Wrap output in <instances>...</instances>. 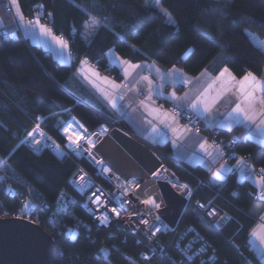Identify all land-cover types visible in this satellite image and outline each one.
I'll return each mask as SVG.
<instances>
[{"label":"trees","instance_id":"trees-1","mask_svg":"<svg viewBox=\"0 0 264 264\" xmlns=\"http://www.w3.org/2000/svg\"><path fill=\"white\" fill-rule=\"evenodd\" d=\"M144 3L145 0H19L28 19L39 15L56 35L73 41L71 50L76 57H87L90 64L117 80L121 79L119 69L108 59L112 49L134 63L175 66L196 76L219 60L224 48V63L238 78L245 71L263 74L264 0H161L176 26L167 24L157 10H146ZM89 5H98L93 15L112 30L101 28L85 40L81 25L86 17L77 6ZM9 6L8 0H0V16L7 26L0 32V160L7 159L8 165L4 172L15 187H21L22 195L29 189L38 202L54 205L61 190L74 199L64 212L55 215L54 223H49L56 234L51 264H128L123 254L137 255L140 250L135 238L119 230L98 228L83 207L85 196L70 184L72 177L84 171L96 182L109 185L91 161L75 155L59 157L49 150L36 153L20 144L38 122L37 117L46 118L42 127L62 145L66 140L58 125L71 117L89 131L109 121L92 107L77 104L69 92L68 82L80 60H75V67L63 66L48 51L29 44L17 30ZM126 25L127 34L123 31ZM133 31L138 34L133 36ZM233 133L241 137L236 147L238 155L264 168V148L245 141L240 130L221 132L224 136ZM158 152L164 166L178 181L187 184L194 195L179 220L167 253L152 264H177L181 254L176 242L191 228L207 241L204 260L212 258L214 264H261L249 247V237L257 222L249 214L256 199L252 185L239 182L233 174L223 189L216 190L202 183V179L207 180L202 169L178 164L165 148ZM5 188L0 180V218L12 217L22 207L19 197L6 194ZM37 195L41 199L37 200ZM198 201L206 205L212 201L220 217L227 215L229 219L217 227L200 214L195 205ZM48 215L43 214V218L48 220ZM68 227L72 228L69 236ZM102 247L109 249V260L103 258ZM188 264L200 261L194 259Z\"/></svg>","mask_w":264,"mask_h":264},{"label":"snow or ice","instance_id":"snow-or-ice-1","mask_svg":"<svg viewBox=\"0 0 264 264\" xmlns=\"http://www.w3.org/2000/svg\"><path fill=\"white\" fill-rule=\"evenodd\" d=\"M9 12L13 10V8L19 9V0H9ZM40 7H43L41 5ZM79 7V10L81 11L82 15L86 17V19L83 21L81 27L84 29L82 35L87 40L89 37H94L101 28H105L109 31H111V27L109 24L105 23L104 20L99 19L96 15H93V12L96 10L98 5H89L85 7ZM143 7L146 10H157L160 15H162L165 18V21L169 25H174L175 20L172 16V14L165 8L161 6V0H145V3ZM17 16L20 22L25 21V17L21 11H17ZM49 16L52 15V13H48ZM116 23V22H113ZM31 26L33 28H39L41 33L45 36L51 37V39L55 42V44L59 45L61 50V60L62 62L68 64L69 66L75 67L74 60L79 59L80 60V68L78 69V74L81 75L84 79L88 80L89 83H92L93 86H95L96 81H100L105 85L110 86L112 89V94L109 95L108 93H105L106 99L111 104L112 108L117 113H123L124 115H127V112L125 111V105L121 104L120 101L124 100V96L121 94V89H125L127 91H133L135 89V86H130L128 81L130 76L132 75V72L135 69H141L143 70L144 67L141 64H132L128 59H122L119 56H115L111 50H109V55L113 57L112 63L116 67H119L121 69L120 77H122L123 83L116 84L115 80H109L108 77H102L100 76V73L91 67L89 64L88 58H80V57H73L71 54V43L73 41L71 40H65L64 37L56 36L52 29L48 27L45 24L41 23L40 16H36L33 19H28L25 27ZM128 27L125 26L123 31L125 34L128 32ZM247 31V30H246ZM133 36L137 35L138 33L133 31L131 33ZM121 39H124L123 36L120 37ZM209 40H211V37H208ZM219 46V45H218ZM133 47L134 46H130ZM138 51V50H136ZM191 54V52L189 53ZM85 65H88L87 68H85ZM150 68V66H148ZM158 71V70H157ZM85 72H87L89 75L85 76ZM159 74V72H158ZM207 71L204 73H201V75H206ZM162 79H168L171 77V83L175 87L178 84H189L191 83L190 80L186 79L179 71L173 66L172 69L169 70L166 74H160ZM224 77H231L230 85H235L236 87L232 89V93L229 94L227 90H225L222 94L217 95L212 102L210 103L208 100L209 95L215 90V87L219 83H223L222 78ZM141 81H147L148 82V99H151V81L148 80L147 76L139 77V79L136 80V84H139ZM138 91V94L143 95L144 89H135ZM239 93V95H236V93ZM162 95V93H160ZM225 96H228L229 100L233 103V107H231L230 111L228 112L227 116L223 117V119L219 118L218 116L211 117L212 120H218L217 126L220 128H229L231 129V126L233 124H244L246 127L249 128L250 137L253 135H258L261 139L260 142L264 144V79L258 78L257 75L251 71H245L244 74L237 79L235 75H233L228 67H223L218 71V75H216L211 83L207 85L195 98L192 100H188L187 94L181 98L177 97L175 91H173L170 94L169 99L172 101H180L179 103H176L174 105L175 114H167L170 116L173 122L178 123L179 119L186 118L192 114H195L196 117H203L205 119V122L207 123L210 117V114L212 112V109L218 105L221 100L224 99ZM187 101V103H185ZM141 107H146V101L141 100L140 101ZM127 107H131V105H127ZM67 112L68 110L65 109ZM46 118L43 117H37L38 121L45 120ZM161 123H164L165 127H169L167 123L164 121H161ZM192 124V121L189 120V125ZM75 125V126H74ZM58 129L62 130L63 136L67 142V147L76 152L78 155H84L86 154L92 161H94L96 164L100 166L101 174H109L107 177L108 179L112 178L111 169L107 167V165L100 159V157L97 155V152H103L104 146L101 145V147L97 148V145L100 144V134L98 133H88L87 129L84 128L82 124H80L78 121L70 120L68 122H64L62 124L58 125ZM82 130V131H81ZM175 131V129H173ZM104 131L106 132L107 129L105 128ZM152 131L156 133L157 135H160L159 129L153 128ZM185 131H191V127H186ZM201 131L200 128L196 129V133L199 134ZM83 141V143H81ZM43 142V146L48 147L50 146L48 144V138L44 135V133L40 129L39 123L32 129V131L27 132V135L24 139L21 140V144H29V145H41ZM237 141L234 139L232 141V144H236ZM19 145H17V148ZM58 148V146H55ZM212 149H216L218 146L212 145ZM231 147V145H229ZM96 151H93V150ZM200 149L204 151L205 156L211 157V163H216L224 154L221 151H216V154L213 155L212 151L209 150V146L207 144V141H203L200 144ZM39 151V149H36ZM13 152L16 151V149L12 150ZM12 153H9L11 155ZM237 165L240 166V171L242 175H246L250 172L249 167L246 165L245 161L243 159H240L237 161ZM206 167L209 169L211 168V164H206ZM0 169L8 170V165L6 160H0ZM230 171V169L227 167V164L221 165L220 169L214 173V179L212 181L213 184H216V182L222 181L224 178V174ZM151 175L155 177L156 179H161V174L159 172H152ZM78 179L80 181H85V175L81 172L78 176ZM115 179L118 182L119 187L122 190L121 195H128L132 192V189L135 188L137 191L134 193L135 199L139 201L140 203H143L146 205L145 208H139L136 206L133 201L131 200H123L121 199V196H117L115 198V203L118 207H110L105 210V213L100 216H95V219L98 221L100 225H103L105 227L109 226L111 223L109 218V212L114 213L115 217H120L122 212H132L134 216L138 217L136 221H129L130 223H135L137 225V228L139 225H144L145 228L139 229V231L147 237H154L158 232H161L162 228L164 227L163 221L161 220V216L157 215L159 210L161 209L162 205H164V200L161 197H157L156 192L149 183L145 182L144 178H141L140 180H131L128 181L125 177L124 183H121V177L115 176ZM172 183V186L174 188H178L181 192V194L191 197L194 195V191L187 185V184H179L178 182L169 181ZM262 189V196H264V168H261L259 170V179L257 181ZM72 183L77 184L76 180H73ZM142 186V187H141ZM222 183L218 185V187H222ZM77 187L81 192H84L86 189L90 188L91 185L87 181H85L82 184H77ZM100 189H97V192H100ZM93 196L96 197L94 200H91L90 202L93 204H96L98 206H102L103 202L101 201L100 197L96 195V193H93ZM36 199L39 200L41 197L39 195L36 196ZM212 201H210L207 205L205 204H198V209H203V212L200 213L201 215H208V216H216V210L212 207ZM25 207H28V205H25ZM62 207H64L62 205ZM155 219V223L151 222L150 218ZM229 217L227 215L221 217V220H227ZM260 220L264 222V215L260 216ZM214 223L217 224V227H219V222L214 221ZM135 230V229H134ZM260 232L264 233V223L260 226ZM253 236H256L258 239H260L261 244H264V235H258L257 232L252 233ZM199 238V237H197ZM150 249L153 252V256L155 255V250L151 248ZM107 251V250H102ZM184 251V249H182ZM204 249H201V252H203ZM195 255V253L193 254ZM143 260L145 261H151L152 256L143 255ZM188 260H191L192 257H187ZM203 264V261L201 262Z\"/></svg>","mask_w":264,"mask_h":264},{"label":"crops","instance_id":"crops-1","mask_svg":"<svg viewBox=\"0 0 264 264\" xmlns=\"http://www.w3.org/2000/svg\"><path fill=\"white\" fill-rule=\"evenodd\" d=\"M17 11H21L19 9L13 8L12 14L14 18V23L21 34V36L31 45L40 47L49 53L63 66H69L68 64L62 62L61 60V50L59 45L55 44V42L49 36H45L41 33L39 28H33L31 26L25 27L28 18L24 15L25 21L22 23L19 21L17 16ZM42 24H45L41 22ZM47 25V24H45ZM50 27L49 25H47ZM7 28L4 23L2 17L0 16V32L5 31ZM51 28V27H50ZM53 31V30H52ZM54 33V32H53ZM55 34V33H54ZM56 35V34H55ZM58 36V35H56ZM73 57H76L72 50L70 49ZM109 53V52H108ZM115 55V54H114ZM115 56H119L116 54ZM120 57V56H119ZM121 58V57H120ZM225 55H222L219 60L213 62L208 68L204 69L201 73L207 71L206 75H201L199 73L196 76L189 75L184 70L179 67H175L179 73H181L186 79L190 80L189 84H178L175 87L170 82L171 77L167 80L162 79L160 74H166L172 68H164L155 62H139L132 64H141L144 67L143 70L135 69L132 72V75L129 78V85L135 86V89H144V94H138L137 90L127 91L125 89H121V94L124 96V100L120 101L121 104H124L125 111L127 115L123 113H117L112 108L111 104L105 97V93L109 95L112 94V89L110 86L103 84L100 81L95 82V86L92 83H89L88 80L84 79L81 75L78 74V69L80 68V62L74 70L69 82L68 89L69 92L76 98L81 100L84 105L90 106L100 114H102L106 119L115 121L125 126L129 133L138 139L140 142L150 147L158 156V149L165 148L169 151L170 157L177 162L186 167L190 168H199L207 173V181L209 185H211L216 190H221L225 187L228 178L235 174L236 178L239 182H249L254 188L255 195H258L262 192L260 184L257 182L259 179V174L256 170V166L250 162V160L245 161L246 165L249 167L250 172L246 175H242L240 171V166L237 165V161L231 163L229 160L225 158L223 155L216 163H211V157L205 156L204 151L200 149V144L203 141H207L209 146V150L212 151L213 155L216 154V151L223 152L221 147H217L216 149H212V143L208 137H206L204 132L196 133L195 130L185 131L187 127L180 120L178 123L173 122L170 116L167 114L174 115V105L179 103L180 101H172L169 99L170 94L175 91L177 97L183 98L186 94L188 100H192L197 96L209 83H211L212 79L218 75V71L226 66ZM108 59L111 65L113 57L108 54ZM123 59V58H122ZM76 60V59H75ZM74 60V62H75ZM90 64V63H89ZM92 68L96 69L100 76L108 77L109 80H115L116 84L123 83L122 77L120 80L115 79L110 74L104 73L96 68L94 65L90 64ZM115 66V65H114ZM150 66V68L148 67ZM88 65H85L87 68ZM227 67V66H226ZM119 69V73L121 69ZM158 70V71H157ZM230 70V69H229ZM159 72V74H158ZM232 73V71L230 70ZM233 74V73H232ZM89 75L85 72V76ZM234 75V74H233ZM147 76L148 80L151 81V99H148L147 89L149 87L147 81H141L139 84H136V80L139 77ZM236 76V75H235ZM237 77V76H236ZM258 78L264 79V72L262 75H257ZM237 79H239L237 77ZM231 77L222 78L223 83H219L215 90L209 95L208 100L211 103L212 100L219 94H222L225 90L228 91L229 94L232 93V89L235 88V85H230ZM162 93V95L160 94ZM236 95H239L237 92ZM145 100L147 106L141 107L140 101ZM187 103V101H185ZM127 105H131V107H127ZM233 103L229 100L228 96H225L221 102L216 105L212 109L209 120L206 123L203 117H199L202 121V124L206 130H218L220 132H231L235 129L243 132V139L245 141H251L261 147L264 148V144L260 142V137L258 135H253L250 137L249 128L244 124H233L231 129L229 128H220L217 126L218 120H212L211 117H215L219 115L220 119L227 116L231 107H233ZM164 121L169 125V127H165ZM159 129L160 135H157L152 131L153 128ZM175 129V131L173 130ZM224 154V152H223ZM241 156V155H240ZM160 157V156H159ZM244 157V156H241ZM246 158V157H245ZM206 164H211V168L206 167ZM227 164V167L230 169L227 173L224 174V178L222 181H217L216 184H213L212 181L214 179V173L217 172L221 165ZM112 177L118 176V174L113 170H111ZM107 175V176H106ZM105 176L108 177L109 174ZM222 183V187H218L219 184ZM187 199L189 197L185 196ZM252 217L256 219V226L252 230L249 237V247L252 250L254 257L261 263L264 264V244H261L260 239L256 236H253L252 233L255 231L258 235H264V233L260 232V226L262 223L260 220V216L264 215V196L260 195L255 199V202L252 204L250 213ZM228 220V219H227ZM227 220H221L220 225H224Z\"/></svg>","mask_w":264,"mask_h":264},{"label":"built area","instance_id":"built-area-1","mask_svg":"<svg viewBox=\"0 0 264 264\" xmlns=\"http://www.w3.org/2000/svg\"><path fill=\"white\" fill-rule=\"evenodd\" d=\"M64 39L68 40L67 38H64ZM112 77H114V75ZM173 112L175 114V110ZM70 120H75V121H78L80 124H82L75 117H71ZM179 120L183 124H185L187 127H191L192 130L196 131L197 128H200L201 129L200 132H204L206 137H208L210 139V141L213 145H216V146L221 147L223 149L225 158L227 160H229L231 163L238 160L239 158L243 159L244 161H248L247 158L241 157L237 153L236 147H237L238 142L241 140V137L238 134L233 133V134H230L228 136H224L218 130H206L202 124L201 119L199 117H196L195 114H192L186 118H181ZM189 120L192 121L191 125H189ZM43 121L44 120H41V121H38L37 123H39L41 131L48 138V144L50 146H48V147L43 146V142L41 145H29V144H23V145H26L29 149H31L32 151H34L36 153L43 152L44 150H49L59 157L70 156V155H75L78 157H84V158L91 161V163L93 164V166L95 167V169L99 175H102L107 179V181L109 183L108 186L103 185L99 182H96L86 172L79 171L74 177L71 178L70 184L72 187L75 188V190H77L79 193H81L82 195L85 196L84 201H83V207L87 211V213L90 215L92 222L98 228L104 229V230H119L122 233L131 235L132 237L135 238L136 244L139 246L140 250H139V253L137 255H132L129 253L123 254V257L128 260V264H152V262L156 258L164 256L167 253V251H168V249L172 243L173 237L177 233L178 224L175 228H171L161 218V220L163 221V224H164V227L162 228L161 232H158L154 237H147V236H144L139 231V229L145 228L144 225L141 224L137 228V225L135 223L129 222V221H136L138 219V217L134 216L132 212H122L120 217H115L114 213L109 212L108 214H109V218L111 221L109 226L105 227L103 225H100L98 223V221L95 219V216L103 215L105 213V210L110 208V207H118L115 203V198L117 196H121V199H123V200L133 201V203L136 206H138L139 208H142V209L145 208L146 205H144L143 203H140L139 201H137L135 199L134 193L137 191V189H135V188H133L132 192L129 193L128 195L122 196L121 195L122 190L119 187L117 180L108 179L105 176V174H101L100 166L98 164H96L94 161H92L86 154L78 155L76 152L70 150L67 147V142L65 143V145H62L60 142H58L52 135H50L42 127ZM108 121H109V124L108 123L103 124L99 129H97L95 131H89L83 124L82 125L84 126V128L87 129L88 133L100 134V141L113 128H119V129L129 133V130L125 126L121 125L120 123H117V122L112 121V120H108ZM37 123L34 125V127L37 125ZM105 128L107 129L106 132L104 131ZM32 129L30 131H32ZM61 132H62V130H61ZM26 135L27 134H25L22 137V139H24L26 137ZM234 139L237 141L236 144H232V141ZM81 143H83V141H81ZM20 144H21V142H20ZM229 145H231V147H229ZM55 146H58V148ZM97 147H98V145H97ZM36 149H39V151H37ZM93 151H96V150L94 149ZM97 155L100 157V159L102 161H104L105 164H108L107 161L99 154V152H97ZM3 160L7 161V159H3ZM261 168L262 167H256L258 174H259V170ZM81 172L85 175V181H87L91 185V187L86 189L84 192H81L79 190V188L77 187V184H82L85 182V181H80L78 179V176ZM159 173L161 174V177H162L161 179H156L153 176H150V179H154L156 181L164 180L167 182L174 181V182H178L179 184H184V183H181L180 181H178L177 178H175V176H173V174L170 171H167L165 168L160 170ZM133 179L140 180L137 177H131L127 180L131 181ZM0 180L2 182H4V185L6 186V188H5L6 194L12 195L15 197H19L20 203L22 205L19 212L16 213L12 217L17 218V219L26 220V221H29V222L35 224V225L41 226L51 236L52 240L54 242H56L55 230L51 227V224H49V223H54L55 215L64 212L67 209L68 205L74 201V199H72V197L69 195V193L65 190H61L57 196V199H56L54 205H50L49 203H47L45 201H42V202L36 201L32 196L31 190H29L27 188H26L27 194L22 195L19 191V188H21V187L20 186L15 187L13 182L11 180H8V178L4 172V169H0ZM73 180H76L77 184L72 183ZM124 182H126L125 179L121 177V183H124ZM202 183L207 184L208 186L212 187L211 185H209V182L205 179H202ZM21 186H23V185H21ZM23 187H25V186H23ZM97 189H100L101 191L97 192ZM93 193H96V195L100 197L101 201L103 202L102 206H98V205L90 202V198H91V200H94L96 198L93 196ZM261 193L256 195L255 198H258L260 195H262ZM188 199H189V202H188V204H189L191 202V197H189ZM198 204H204V203L198 201L195 203L196 207ZM25 205H28V207H25ZM62 205L64 207H62ZM212 207L216 210L217 215L212 217V216H208L205 214L203 216L208 221L214 223V221L217 222V220L220 218V211L215 206H212ZM197 209H198V207H197ZM198 210L201 213L203 212V209H198ZM43 214H49L48 220H45V218H43ZM157 215H159V212L157 213ZM4 218H7V217H4ZM150 219H151L152 223H155L154 217L150 218ZM215 225L217 226L216 223H215ZM191 232H194V234L192 235ZM71 234H72V228L68 227L66 230V235L69 236ZM197 237H199V238H197ZM150 246L152 249L155 250L154 256H153L152 250L150 249ZM176 246L178 248V251L181 254L180 260L177 264H188L189 262H191L194 259H198L200 261V264L202 261H203V264H214V260H212V258H210L208 260H204L203 256L205 253V248L207 246V241L199 233H197V231H195L193 228L189 229V231L187 233H182L179 236V238L176 242ZM202 248L204 249L203 252H201ZM182 249H184V251H182ZM102 250H107L106 252L104 251L103 258L105 260H109V258H110L109 249L102 247ZM194 253H195V255H193ZM241 253L243 255H245V257H247V255L245 253H243V252H241ZM143 255L152 256L151 261L149 262V261L143 260V258H142ZM189 256L192 257L191 260L187 259V257H189ZM96 257L98 258L97 254H96Z\"/></svg>","mask_w":264,"mask_h":264},{"label":"water","instance_id":"water-1","mask_svg":"<svg viewBox=\"0 0 264 264\" xmlns=\"http://www.w3.org/2000/svg\"><path fill=\"white\" fill-rule=\"evenodd\" d=\"M76 100L77 104H84ZM101 145L104 151L99 154L118 176L124 179L144 178L157 197L162 196L164 205L159 215L169 227L175 228L189 199L171 183L150 179L152 172L165 168L161 158L150 147L119 128L107 133L97 148ZM55 250L56 243L41 226L13 217L0 218V264H51Z\"/></svg>","mask_w":264,"mask_h":264},{"label":"rangeland","instance_id":"rangeland-1","mask_svg":"<svg viewBox=\"0 0 264 264\" xmlns=\"http://www.w3.org/2000/svg\"><path fill=\"white\" fill-rule=\"evenodd\" d=\"M175 26H176V22H175V24H174ZM111 52L113 53V54H117L116 52H115V50H111ZM225 53V50H224V48H222V51H221V53H220V55H223ZM107 165V167H109V169H111L112 171H113V169H112V167L109 165V164H106ZM165 167V166H164ZM165 169L167 170V171H169L166 167H165ZM106 175V174H105ZM107 176V175H106ZM111 179H113V180H116L115 179V177H112ZM180 194H181V192H180V190L178 189V188H175ZM183 195V194H182ZM185 196V195H184ZM217 222H221V217L217 220Z\"/></svg>","mask_w":264,"mask_h":264},{"label":"bare ground","instance_id":"bare-ground-1","mask_svg":"<svg viewBox=\"0 0 264 264\" xmlns=\"http://www.w3.org/2000/svg\"><path fill=\"white\" fill-rule=\"evenodd\" d=\"M177 226V225H176Z\"/></svg>","mask_w":264,"mask_h":264}]
</instances>
